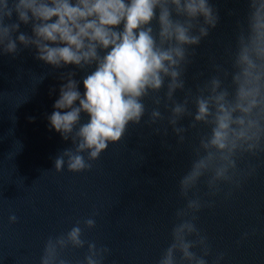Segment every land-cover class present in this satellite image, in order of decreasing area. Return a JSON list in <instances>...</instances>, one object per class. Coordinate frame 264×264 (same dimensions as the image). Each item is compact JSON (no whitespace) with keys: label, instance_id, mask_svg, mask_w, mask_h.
Returning a JSON list of instances; mask_svg holds the SVG:
<instances>
[{"label":"clouds","instance_id":"clouds-1","mask_svg":"<svg viewBox=\"0 0 264 264\" xmlns=\"http://www.w3.org/2000/svg\"><path fill=\"white\" fill-rule=\"evenodd\" d=\"M245 3L231 67L212 57V72L193 73V88L186 86L189 66L221 19L215 0H0V55L16 57L23 46L53 69L74 66L60 73L63 82L47 115L49 127L72 142L53 158L56 171L91 169V162L120 141L130 124L157 125L153 133L162 138L171 129L178 144L189 128L208 127L179 179L186 203L175 211L171 243L156 264H222L225 253L213 255L197 214L215 203L204 197L229 185L227 198L231 188L255 174L257 165L239 166L241 156L264 152V0ZM229 15L239 12L232 9ZM21 24L30 32L21 31ZM77 69L83 73L80 78ZM46 75H39V81ZM146 98L153 105L150 111ZM185 118L187 125L181 123ZM202 178L207 191L200 194ZM94 216L50 235L39 264H71L62 256L64 250L85 245L86 254L77 264H105L110 249L83 237L84 228L95 226ZM8 220L15 223L18 217L12 212ZM249 235L246 231L241 239Z\"/></svg>","mask_w":264,"mask_h":264},{"label":"water","instance_id":"water-1","mask_svg":"<svg viewBox=\"0 0 264 264\" xmlns=\"http://www.w3.org/2000/svg\"><path fill=\"white\" fill-rule=\"evenodd\" d=\"M215 4L220 22L199 45L186 86L195 87L193 73L212 72V57L231 67L230 52L244 22L246 3L215 0ZM232 9L239 15H229ZM20 30L30 32V27L21 24ZM21 49L16 57L0 55V264H39L50 235L64 233L94 213L96 224L84 228L83 237L110 249L105 264H156L171 243L175 211L186 203L179 179L190 168L193 149L208 127L189 128L185 141L178 144L171 129L162 138L153 133L157 125L130 124L120 141L110 143L91 162V169L58 172L53 158L72 142L49 127L47 115L63 82L60 73L74 66L53 69L35 59L34 49ZM76 72V78L83 75ZM52 88L56 91L50 94ZM176 95L182 98L183 93L178 90ZM145 103L150 111L151 100L146 98ZM82 119L87 117L82 114ZM181 123L187 125L188 118ZM164 125L166 121L158 126ZM250 163L257 165L253 176L231 188L227 198L229 185L216 196L204 197L215 203L197 214V226L207 234L213 255L225 253L222 264H264V152L238 160L241 168ZM204 179L198 184L200 194L207 191ZM12 212L18 217L15 223L8 220ZM246 231L250 235L241 239ZM86 251L87 245L69 247L62 256L77 264Z\"/></svg>","mask_w":264,"mask_h":264}]
</instances>
